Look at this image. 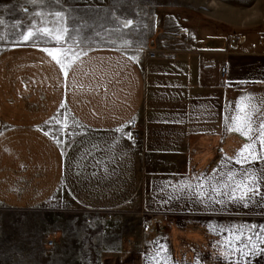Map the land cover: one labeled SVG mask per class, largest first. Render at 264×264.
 <instances>
[{"label": "crops", "instance_id": "0c3cea01", "mask_svg": "<svg viewBox=\"0 0 264 264\" xmlns=\"http://www.w3.org/2000/svg\"><path fill=\"white\" fill-rule=\"evenodd\" d=\"M262 36L258 28L235 48L208 43L140 60L97 47L68 64L31 43L0 50V206L35 208L64 191L82 208L114 211L138 192L150 162L181 181L211 168L219 178L210 190L248 166L261 177L264 159L250 154L264 156L258 125L242 134L229 117L244 108L264 119ZM241 151L249 163L236 162Z\"/></svg>", "mask_w": 264, "mask_h": 264}, {"label": "rangeland", "instance_id": "374dc122", "mask_svg": "<svg viewBox=\"0 0 264 264\" xmlns=\"http://www.w3.org/2000/svg\"><path fill=\"white\" fill-rule=\"evenodd\" d=\"M258 28L264 0H0V50L31 43L65 64L97 47L139 60L208 43L235 48ZM29 33L35 35L25 41ZM146 164L138 192L110 217L64 191L35 208L0 206V264H264V252L251 255L253 244L264 248L255 234L264 227V186L254 169L225 176L224 190L217 183L210 190L219 178L211 168L181 181L169 166ZM241 226H256L235 241L249 255L229 256L226 242Z\"/></svg>", "mask_w": 264, "mask_h": 264}, {"label": "snow or ice", "instance_id": "6c2138e0", "mask_svg": "<svg viewBox=\"0 0 264 264\" xmlns=\"http://www.w3.org/2000/svg\"><path fill=\"white\" fill-rule=\"evenodd\" d=\"M129 23L131 22L130 21L126 22L125 26H127V24ZM46 34L50 35L51 33L49 31V33H46ZM34 35L35 33H29L28 35H25L23 38L25 41H28ZM56 39L57 41H59L60 37H56ZM250 99L251 98H248V97L242 98L240 103L244 104L245 101L250 100ZM253 111H255V109L245 110L244 108H238L237 109L238 115L229 117V120L232 124V130L241 132L242 134L247 132L248 135H252L253 132L255 131V128L253 126L258 125L260 129L259 135L260 137H264V119H261L259 113H257L256 117H253L252 115ZM261 144H262V151H264V140L261 141ZM244 148L250 149V145H245ZM250 154L252 155V159H256V158L264 159V156L257 157L254 153H250ZM238 155L240 156V159L236 161L237 163H249L250 162L249 157L245 156L243 151L239 152ZM253 179H255V177H253ZM260 179L264 180V175H262ZM247 191L252 192L253 190L251 188H247ZM244 198L245 197L242 195L239 199L243 201ZM255 228L256 226H252V228H246L244 226H241L232 232L231 238L228 239L226 242V246L231 249L228 253L229 256L234 255L236 252H240L242 257L249 255V252L245 251L246 245H241L237 247L235 245V241L240 240L241 236L245 235L248 231H254ZM255 234L258 236V238L264 241V227L259 228V230L255 232ZM248 240L249 242H251L252 237L249 236ZM160 250L164 251L163 246H160ZM262 252H264V248H258L255 244H253L252 249H251V255H257ZM158 255H159V252L157 253V256ZM157 264H159V261H157ZM165 264H167V260H165Z\"/></svg>", "mask_w": 264, "mask_h": 264}, {"label": "built area", "instance_id": "2783aa9c", "mask_svg": "<svg viewBox=\"0 0 264 264\" xmlns=\"http://www.w3.org/2000/svg\"><path fill=\"white\" fill-rule=\"evenodd\" d=\"M261 42L264 44V36L261 37ZM154 55V54H151ZM227 72V64L224 63L221 67H220V73L222 76H224ZM3 124L0 121V128H2ZM130 129L133 132V135L138 137L140 135V131H139V125H138V120L134 119L130 121ZM106 215V217H110L112 215V211H107L104 213ZM152 230V226H150L149 224H145L142 227V232L143 233H148ZM54 244V241L52 239H48L46 241V245L48 247L52 246Z\"/></svg>", "mask_w": 264, "mask_h": 264}]
</instances>
